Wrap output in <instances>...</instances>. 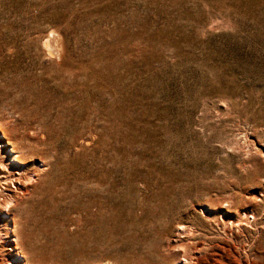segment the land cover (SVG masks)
Here are the masks:
<instances>
[{
    "label": "rangeland",
    "instance_id": "374dc122",
    "mask_svg": "<svg viewBox=\"0 0 264 264\" xmlns=\"http://www.w3.org/2000/svg\"><path fill=\"white\" fill-rule=\"evenodd\" d=\"M0 264H264V0H0Z\"/></svg>",
    "mask_w": 264,
    "mask_h": 264
},
{
    "label": "bare ground",
    "instance_id": "6f19581e",
    "mask_svg": "<svg viewBox=\"0 0 264 264\" xmlns=\"http://www.w3.org/2000/svg\"><path fill=\"white\" fill-rule=\"evenodd\" d=\"M55 37H57V36H55ZM53 38V37H52ZM49 41H50V39H49ZM51 42V41H50ZM60 43V42H59ZM53 43H49L48 42V40H46V41H44V46L46 47V49L48 50V52L52 55L53 53H54V51H53V49H54V47H53V49H52V45ZM56 48V47H55ZM58 50V49H57ZM8 202V201H7ZM6 207H7V205H5ZM2 207V206H1Z\"/></svg>",
    "mask_w": 264,
    "mask_h": 264
}]
</instances>
